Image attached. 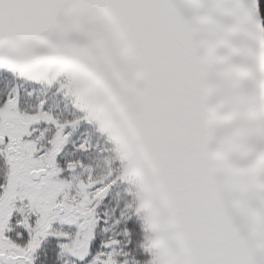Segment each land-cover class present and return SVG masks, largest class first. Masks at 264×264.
Instances as JSON below:
<instances>
[{
	"label": "snow or ice",
	"instance_id": "1",
	"mask_svg": "<svg viewBox=\"0 0 264 264\" xmlns=\"http://www.w3.org/2000/svg\"><path fill=\"white\" fill-rule=\"evenodd\" d=\"M0 264H264V0H0Z\"/></svg>",
	"mask_w": 264,
	"mask_h": 264
}]
</instances>
